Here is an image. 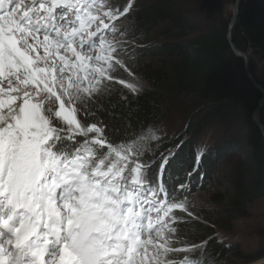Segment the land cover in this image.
Wrapping results in <instances>:
<instances>
[{
    "label": "snow or ice",
    "instance_id": "1",
    "mask_svg": "<svg viewBox=\"0 0 264 264\" xmlns=\"http://www.w3.org/2000/svg\"><path fill=\"white\" fill-rule=\"evenodd\" d=\"M131 8L0 0V264H198L177 238L175 153L144 159L151 128L117 142L89 110L125 68L116 22Z\"/></svg>",
    "mask_w": 264,
    "mask_h": 264
},
{
    "label": "trees",
    "instance_id": "2",
    "mask_svg": "<svg viewBox=\"0 0 264 264\" xmlns=\"http://www.w3.org/2000/svg\"><path fill=\"white\" fill-rule=\"evenodd\" d=\"M132 4L125 20L133 21L135 39L142 40L143 46L122 59L140 82L139 90L133 93L125 84L112 81L109 90L97 96L89 110L109 122L117 142H130L149 128L155 129L175 108L183 106L189 117L185 136L178 144L164 136L149 140L144 159L178 147L170 158V183L185 184L181 198L187 202L198 192V184L210 185L205 176L208 154L220 141L232 138L227 131H236L232 147L240 150L237 160L241 169L234 174L238 181L223 192L225 200L215 205L212 213L198 212L195 207L198 218L188 222L184 221L185 213L175 210V227L178 239L200 246L187 253L198 264H208V256L214 264L232 262V256L246 258L226 236L234 229L235 220L245 217L249 205L264 197V137L251 119L263 95L247 79L245 61L232 48L228 37L230 19L221 0H133ZM126 31L118 35L131 36ZM231 36L236 47L248 54L251 73L264 87V71L263 78H258L254 60L258 56L264 62V0L241 1ZM117 69L123 72L120 80L132 81L123 68ZM214 127L222 128L228 137L213 141ZM200 135L209 136V142L215 144L203 148L194 167L198 149L202 148L194 140Z\"/></svg>",
    "mask_w": 264,
    "mask_h": 264
},
{
    "label": "rangeland",
    "instance_id": "3",
    "mask_svg": "<svg viewBox=\"0 0 264 264\" xmlns=\"http://www.w3.org/2000/svg\"><path fill=\"white\" fill-rule=\"evenodd\" d=\"M132 1L133 0H121L118 1L117 3L116 1L109 0V3H111L114 6L123 8L129 3L132 4ZM221 2L224 7V12L226 17L230 19L234 11L236 0H221ZM116 23L121 25L120 31L127 30L126 32H130L131 34V36L129 37L118 35V38L121 39L122 42L121 49L123 52V56H127L128 54H130L133 50H135L136 47L143 46L142 40L135 39L136 35L134 33L135 29L133 28L134 25L132 20H125V16H124L121 17ZM235 54L237 55L236 52ZM254 60H255V66L257 68V76L258 78L261 79L263 78L264 62L260 59V57L258 58V56H255ZM249 64H250V58H249ZM123 69L125 73H127V77H129L132 80L131 82L123 80L125 81V83H135L137 85L140 83L128 69L126 68ZM117 71L119 73L118 72L116 73V71L113 73V75L116 77L114 81L119 82L120 77L122 79L123 72L119 71V69H117ZM254 78L256 79L255 76ZM252 85L254 86L253 83ZM258 90L263 95V92L260 89ZM262 98L260 99L259 103L261 102ZM258 107L252 113L251 119L253 123L259 128L258 125L259 119L257 113ZM261 119H262L261 122L263 123L262 125L264 126V106L262 107ZM188 121H189V117L185 116L184 107L178 106V108H175L167 118H165L159 125L156 126L155 129L152 130L155 132L157 137L164 136L168 141L170 140L173 141V143L178 144L180 138L184 137L186 134L185 126ZM214 128L216 129V136L215 134L212 136L211 139L213 141L215 140L218 141L222 136L227 135L228 132L231 133L230 135H232V138H225V140L220 141V145L216 146L214 150L210 154H208V159H207L208 171H205V176L208 175L210 179L209 182L210 185L209 184L197 185L198 192L188 198V202H187L188 211L187 212L182 211V213H185L186 215V217H184V221L190 222V220L198 218L197 217L198 212L203 213L204 211H207L208 213L210 212L212 213L215 205L225 200V196L223 195V192L225 190L232 188L233 184L236 181H238V178L237 180H235L234 174L236 171H239L241 169L240 165L238 164L239 161L237 160V155L240 154V150L239 148H235V146L232 147V141H234V138L237 137L238 134L236 131L233 132L227 131L226 133V131H224L222 128L219 127L218 128L214 127ZM245 134L246 131H243L242 135L244 136ZM209 140L210 137L207 135L204 136L200 135L195 138L194 142L196 144L202 145V148L198 149L197 157L194 162V167L197 166L198 159L202 154L203 148L205 146H208L209 144L211 146H214L215 142H209ZM177 149L178 147L175 146L172 148L171 151L176 152ZM222 152H224L223 155L221 154ZM191 172L193 173V171ZM205 176H204V180H205ZM204 180L203 183H205ZM195 207H198V212H197V208ZM188 212H190L191 215H188ZM226 239L229 243L238 245L240 250L245 253V255L243 256H247V257L240 259L238 257L232 256L230 258L232 262H228L224 264H264V197H260L259 199H256L254 202L251 203V205H249L248 209L246 210V214L244 218L235 220V227L226 236ZM205 261L208 262V264L215 263V261L211 260L209 256L206 258Z\"/></svg>",
    "mask_w": 264,
    "mask_h": 264
},
{
    "label": "water",
    "instance_id": "4",
    "mask_svg": "<svg viewBox=\"0 0 264 264\" xmlns=\"http://www.w3.org/2000/svg\"><path fill=\"white\" fill-rule=\"evenodd\" d=\"M241 1L242 0H236V2H235L234 11H233L232 17L230 18L228 37H229V40L231 42L233 50L237 53V55L242 56L245 60L244 69H245V73L247 75L248 80L251 83H253L255 87H257L258 89H260L263 92V98H262L261 102L259 103L257 113H258V119H259L258 125H259L260 131L262 132L263 137H264V126L262 125L263 123L261 122V120H262L261 119V112H262V107L264 106V87L252 75V73L250 71V64H249L248 55L236 47V45L232 41V36H231L232 30L238 22L239 6H240Z\"/></svg>",
    "mask_w": 264,
    "mask_h": 264
},
{
    "label": "clouds",
    "instance_id": "5",
    "mask_svg": "<svg viewBox=\"0 0 264 264\" xmlns=\"http://www.w3.org/2000/svg\"><path fill=\"white\" fill-rule=\"evenodd\" d=\"M156 135V134H155ZM146 147V144L144 145V148Z\"/></svg>",
    "mask_w": 264,
    "mask_h": 264
}]
</instances>
